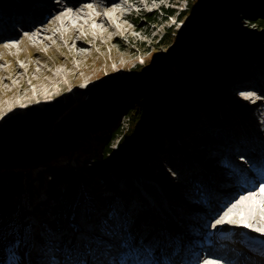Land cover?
<instances>
[{"label": "rangeland", "instance_id": "obj_1", "mask_svg": "<svg viewBox=\"0 0 264 264\" xmlns=\"http://www.w3.org/2000/svg\"><path fill=\"white\" fill-rule=\"evenodd\" d=\"M191 1L193 0H142L143 8L137 9L133 6L132 8L137 11L123 23L127 28L132 29L130 35L120 32L118 42H112L111 36H100V43L91 41L88 43L91 46L83 51L75 49L74 45L72 47L67 46L65 43L69 36L64 38L61 35H58L57 43L51 40L50 44H45L40 48L29 47L25 42V36H21L15 38L19 44L16 52H10L7 48L0 49V111L7 108L10 110L9 103L22 101L21 104L10 110V114L0 113V184L4 186L0 189L5 190L10 185L14 186L11 193L5 196L7 206L3 211H0V256L7 247H17L23 242L22 240L18 241L19 228H22L23 234L29 228L24 227V222L31 221L33 216L32 213L26 214L28 210L23 208L30 206V200L26 203L25 199L22 198L26 196L24 190L29 186L35 188L37 182L43 180L51 182L53 191L54 182L59 175L65 176L64 181L68 183L69 190L64 203H69L73 195L77 193L79 195L83 192L88 193L89 197L101 195L100 201L108 202L109 199L105 200V198L116 194L123 186L122 192L126 195L130 193L135 195L136 191V194L141 198L152 195L155 198L161 197L163 200L167 198L177 200L182 198L183 194L179 192L176 186L183 184L180 183L175 169H183L190 162L192 152L189 151V148L193 141L192 136L197 137L199 134L194 132L197 127L203 128L205 124H208L212 129V123L215 126L216 122L224 115L228 118H238L240 122L247 120L252 122L251 120H254L257 124L258 121V123L261 121L262 124L259 125H262L261 129L264 130V38H259L261 33L259 31V34L254 35L257 38L254 44L261 51L260 58L249 51L236 50L237 54L224 42H221L220 47L216 48L220 51V55L212 56L219 63L220 69L229 73L230 78L236 76L242 80L248 78L252 71L258 70V77L263 79L255 85L259 92L243 93V91L255 89L247 87L239 88L240 90L234 93L235 87H230L225 91L226 97L225 100H222L223 106L221 105L220 108L215 107V104H206V111L204 105L196 104L190 108L193 121L184 114L179 117V124L168 119L172 128L170 135L174 131L172 138L168 139L167 134L162 131L159 135L160 141L156 140V134L148 137V142L145 137L147 144L151 147L148 153L147 166L152 171L153 176L158 177L153 179L154 182L147 179L142 173H134L132 170L125 180L118 179L109 171H98L97 165L91 164L93 161L90 160L102 155L106 146V137L114 129L113 126L99 131L88 128L74 137L70 136V138L54 136V125L71 115L81 104L87 103L91 92H105L107 87L113 85L116 78L129 80V73L136 65H142V62L145 61L147 63L154 61L156 64L159 63L148 70V76L152 74L158 76V70L161 69L175 73L178 69L188 67L186 53L194 52L197 54L200 50L209 49L210 47L205 46L206 43L202 44L191 40V28L197 23V20L192 16L183 15ZM205 4L210 9V17L214 22L224 21L220 28L229 27L235 32L242 31L252 33V35L254 32L256 34L253 26L246 20L247 11L242 8L233 14L215 16V7L219 4L231 6L229 0H206ZM165 10H171L174 15L169 16ZM148 14H151L152 21L146 17ZM215 29L213 26L212 32H215ZM80 32L78 36L83 38L85 32ZM162 40L170 42L169 45L166 47L156 46ZM183 52L185 53L184 56L182 55ZM119 53L124 57H117ZM18 54L19 56H17ZM163 56L165 60L161 59ZM6 80H11V84ZM142 82V77H138L136 81L129 80V84L128 82L123 84L121 93L120 91L118 93L124 95L127 92V86L142 84ZM185 92L186 94L197 95L203 99V103L207 100L206 96L208 95L200 86L187 85ZM241 92L247 96L245 102L237 99L243 97V95L239 96ZM52 93L55 94L47 96ZM35 94L43 98L34 100ZM55 101L59 102L62 112L54 117L46 136L28 140L20 145H9L4 141L3 131L7 125L6 121L14 116L26 117L28 107L44 111L47 104H52ZM230 107L233 108V114ZM238 114L241 116L238 117ZM122 122L123 120L120 123ZM248 126L250 127V123ZM192 127H194L193 130L190 129ZM253 127H258V125ZM191 133L194 134L191 136ZM198 139L205 141L201 133ZM203 141L197 143L200 145L198 147L205 146ZM44 142H47L48 145L52 143L54 148L43 147ZM25 146L33 149L24 150ZM145 148L147 149V147ZM200 149L204 150L205 148L198 150ZM187 151H189L188 155ZM204 156L205 154H202V160ZM88 158L90 160L85 162V159ZM90 165H96V169L87 172ZM176 165L179 167L175 168ZM39 167L43 168L41 173L43 176L37 172ZM35 172L37 173L34 174ZM11 175L10 179L14 181V184H10L8 179ZM86 181L87 184L84 185L83 182ZM126 185L129 187L128 189ZM153 185L160 191L153 192L147 187ZM51 194L52 192L49 194L50 197L37 202L32 207V211L36 209L38 213H43L46 207L54 205L56 201L54 197L56 196L52 197ZM112 197L113 200H116V195ZM183 202L187 205L190 204L186 198ZM109 205L107 208H111ZM164 205L165 203L160 207ZM16 211L19 212V215L22 214V218L13 221ZM72 211L79 212L76 209ZM237 227L241 228L238 232L255 238L261 237V234L255 232L250 225L238 224ZM8 235L13 236V238L11 241L5 242L4 238ZM259 243L262 242L259 241Z\"/></svg>", "mask_w": 264, "mask_h": 264}, {"label": "trees", "instance_id": "obj_2", "mask_svg": "<svg viewBox=\"0 0 264 264\" xmlns=\"http://www.w3.org/2000/svg\"><path fill=\"white\" fill-rule=\"evenodd\" d=\"M229 1L231 6L219 4L215 7V16L233 14L242 8L247 11L246 20L253 26L256 34L235 32L229 27L220 28L224 21L214 22L210 17V9L205 4L206 0L191 1L187 10L183 12L184 16H192L197 20L193 27L191 25V40L206 43L205 46L210 47L209 49L200 50L197 54L186 53L188 67L178 69L175 73L161 69L158 70V76H155L156 74L148 76V70L159 63L145 61L142 65H136L130 73L128 72L129 80L136 81L138 77H142V84L127 86V92L121 95L118 92L121 93L122 85L127 82L129 84V80L116 78L113 85L107 87L105 92H91L87 103L81 104L71 115L54 125V136L70 138L88 128L99 131L113 126L114 129L106 137V146L102 155L95 158L97 170L109 171L115 177L125 178H128L132 170L134 173L144 174L148 179H154L152 171L147 166L148 153L151 149L147 144L148 137L156 134V140L160 141L159 135L162 131L170 139L174 131L170 135L172 128L169 120L179 124V117L182 114L189 120H193V115L190 113L192 106L204 105L207 111L206 104H215V107H219V102L225 100V91L230 88L232 78L227 71L220 69L219 63L212 57L220 55V51L216 49L220 47V43L224 42L235 52L236 50L249 51L259 56L258 58L261 57V51L254 44L257 39L254 35L259 34L260 31L259 38H264V0ZM165 13L169 16L174 15L171 10H165ZM146 17L152 21L151 14ZM213 26L216 28L215 32H212ZM169 43L162 40L156 46L166 47ZM182 55L184 56L185 53L183 52ZM161 59L165 60L164 56ZM187 85L203 88L208 95L206 102L203 103V99L197 95L186 94L185 86ZM59 105L58 101L47 104L44 111L28 107L26 117L10 118L5 122L7 125L3 131L4 141L9 145H20L28 140L46 136L54 117L62 112ZM121 120H123L122 123H120ZM46 145H48L47 142H44L43 147L54 148L52 143ZM27 148L33 149L29 146L23 149ZM70 175L73 176V174ZM11 177L12 175L8 178L10 184H14ZM0 187L4 186L0 184ZM12 187L14 186L10 185L8 189H0V211L7 206L5 196L11 193Z\"/></svg>", "mask_w": 264, "mask_h": 264}, {"label": "bare ground", "instance_id": "obj_3", "mask_svg": "<svg viewBox=\"0 0 264 264\" xmlns=\"http://www.w3.org/2000/svg\"><path fill=\"white\" fill-rule=\"evenodd\" d=\"M40 1L41 0H10L8 7H0V32L2 34H6L13 21L17 19L23 17H32L36 19L37 14L32 11V8L37 6ZM0 2L2 3L3 1L0 0ZM133 6L137 7V9H142L144 5L142 0H73L70 2L69 7L59 12L56 10V8L50 6V10L55 11L52 12V14H50L47 19H43L45 22L43 25H36L25 33V42L31 48H40L45 44H50L51 40H54L57 43L58 35L62 34L64 38L69 36V39H67L65 43L67 46L69 45L72 47V45H74L75 49L77 48L81 51L89 48L91 45L88 43L91 41L100 43V36H111L112 42H118L120 32H123L125 35H130L132 31V29L127 28V26L123 23L126 19L132 16L134 12L137 11L135 8H132ZM120 23L121 25H119ZM80 31L85 32V36L83 38L78 36V34L81 33ZM6 36L9 37V35ZM15 38H20V36L18 37L17 35H13L11 40L1 42L0 49L7 48L10 52H16V50L19 48V44H17V39L15 40ZM120 56L124 57V55H120V53L117 54V57ZM6 81L11 84V80ZM246 81L254 82L255 77L250 76L248 78H244L240 80L235 86L239 87ZM13 88L14 86L12 89ZM246 92L247 91H243V93ZM243 93L241 92V95H243ZM54 94L55 93L48 94L47 96H53ZM35 96L36 97L34 100L43 98L37 94H35ZM21 103L22 101L9 103V109L11 110L13 107ZM7 110L8 108L4 111L1 110L0 113L10 114V110ZM216 123L217 124L215 126L214 123H212V129L208 124H205L203 128L196 126L197 129L194 131L201 133V135L204 137L208 151L217 150L219 146H229V148H232L237 143V141L241 139L248 140L251 138V146H253L260 139L259 131L255 127V130H251L245 121L240 122V119L238 118H226ZM193 128L194 127L190 129L193 130ZM193 134L194 133H191V136ZM192 137L193 141L191 147L189 148V151L192 152V155L190 154L191 159L190 162L188 161L189 163L183 167V169H179V176L184 181L183 184H185L186 189H190L191 179H200L206 182L210 189H214V187L218 184L217 180L214 179L213 176H208L207 174L197 171V167L201 164L203 165L204 163L202 160V155L200 154L197 146V143H199L201 140L195 142L197 137L195 135ZM237 147L241 153L243 146L238 143ZM189 151L186 152L187 155ZM203 159H205V157H203ZM175 167H179V165H176ZM39 168L40 169L37 172L43 176L41 174L43 172V168ZM49 187L51 186H49L48 181L43 180L39 183L37 182L35 188H31L29 186L26 189L29 193V196L32 199H35L34 201H36V199H38L42 193H45ZM147 187L153 192L160 191L154 185ZM177 189L181 194H183V197L174 201L168 198L164 200L161 197L155 198L152 195L141 198L138 194H136V191L135 195L133 193L126 195L122 192V190H120L116 193V200H113V197L110 199L114 203H111L109 206L116 207L119 211L128 210L129 215L132 218H142V221L146 223V228L160 232V230H164V228L167 226L176 224L182 226V223L185 222V220L182 218L184 215V206L180 205V203L184 201V187H177ZM261 189H264V187L256 188L252 192V195H250L249 192H246L243 196L235 198L224 208L218 217L224 216L223 218L226 225L235 226L238 223L250 225L254 231L261 234L260 241L264 243V191ZM77 197L78 198H76V200H72L69 203H73V209L79 210L78 215L76 213L71 214V210H63L58 218H47L46 216L41 217L39 215L40 213H38L36 209L32 211V208H30L27 214L32 213V216L42 218V223L44 222L49 225V228L52 230V232L58 235H63V233H72L66 225L67 219L79 226L82 231L85 223L92 225L95 223V219L105 217L106 210L104 209V211L101 210L99 215L98 213L92 214V209L97 210L98 208L100 196L91 199V197L88 196V193L83 192ZM164 203L165 205L160 207V205ZM149 204L152 205L150 206L153 208L152 211H150V208H148ZM87 205L89 207H87ZM131 206H134L135 209L130 208ZM87 210H89V212ZM128 212L125 214L127 215ZM62 214L63 216H61ZM117 218H120V216L117 215ZM134 219L123 220L120 218V223H125L127 229H129V231L131 230V235H128L129 237L134 236V231H132V228H130L131 223L135 221ZM55 221H57V224ZM217 221L221 222L220 220ZM36 223L37 222L33 223L35 227ZM25 226L26 225H24V227ZM30 227L32 228V225ZM37 227L41 228L43 226L42 224L41 226L40 224H37ZM18 232L20 234L18 236V241H23L20 246L26 248L30 242L29 240H27V243L24 242V240H26L25 237H29V235H27V230L22 234V228H19ZM9 236L12 237L11 235ZM4 239H7V237ZM55 242L62 243L65 241L62 238H56ZM224 242L226 241L223 239L222 243ZM234 242V240L230 242L231 250L229 251H226L221 246H217L216 248L212 247L211 254H223L221 264H238L239 260L237 258L236 251L242 250V247ZM32 249H35V245L32 247ZM31 253L32 251L29 254L30 258H28V262L33 260V258H31ZM32 254L34 255V252ZM212 255L210 257H212ZM145 259V257L138 259L137 264H143ZM203 263L204 261L201 259V261L197 264Z\"/></svg>", "mask_w": 264, "mask_h": 264}, {"label": "snow or ice", "instance_id": "obj_4", "mask_svg": "<svg viewBox=\"0 0 264 264\" xmlns=\"http://www.w3.org/2000/svg\"><path fill=\"white\" fill-rule=\"evenodd\" d=\"M262 191H264V189H261Z\"/></svg>", "mask_w": 264, "mask_h": 264}]
</instances>
